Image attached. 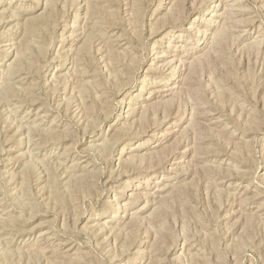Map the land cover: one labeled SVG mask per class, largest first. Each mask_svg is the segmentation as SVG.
<instances>
[{
    "label": "rangeland",
    "instance_id": "obj_1",
    "mask_svg": "<svg viewBox=\"0 0 264 264\" xmlns=\"http://www.w3.org/2000/svg\"><path fill=\"white\" fill-rule=\"evenodd\" d=\"M178 2L0 0V264H264V0Z\"/></svg>",
    "mask_w": 264,
    "mask_h": 264
},
{
    "label": "bare ground",
    "instance_id": "obj_2",
    "mask_svg": "<svg viewBox=\"0 0 264 264\" xmlns=\"http://www.w3.org/2000/svg\"><path fill=\"white\" fill-rule=\"evenodd\" d=\"M176 1V0H175ZM179 2H181V0H178ZM178 2V3H179ZM178 3H177V5H178ZM224 5H225V7L227 6V8L225 9L226 11V13H224L225 14V17H224V23H225V29L226 28H229V26L231 25V26H233V25H235L234 23H236L235 21V17H234V13H233V11L235 10V9H233L232 7H228V4H227V2L226 3H224ZM96 7V6H95ZM177 7V6H176ZM178 8H180V7H178ZM216 8V7H215ZM86 9H88V8H86ZM90 9H91V5H90ZM92 10H93V8H92ZM87 11V13L86 14H88L89 15V13H88V10H86ZM85 11V12H86ZM90 12V11H89ZM234 15H233V14ZM91 15V14H90ZM203 15H209V18H205V19H203ZM216 15V12L215 11H210V12H208V10L206 9L205 11H203V13H201V14H197L196 16H194V18H193V21L192 22H190V24L188 25V26H185V27H179L180 28V30L179 31H189L191 28L193 29V28H195V26L197 25V23H199V22H201V23H205L206 24V29H204V30H202V31H200L199 29V36L200 37H202V36H205L206 35V30L207 29H209V27H211V23H213L212 22V17H214ZM216 17H218V16H216ZM215 17V18H216ZM224 25V24H223ZM194 26V27H193ZM230 26V27H231ZM195 30V29H194ZM229 30V29H228ZM231 30H233V29H231ZM197 31V30H196ZM223 31L221 30V32L220 33H222ZM175 31L173 30V29H171V30H169V31H167L166 33H165V35H167V36H169V37H174L175 36ZM223 33H225V31L223 32ZM179 37L180 36H184L183 34L182 35H178ZM221 37L223 36L222 34L220 35ZM175 38H176V36H175ZM221 40V39H220ZM222 40H223V37H222ZM219 41V40H218ZM214 42V41H213ZM215 42H216V40H215ZM219 43V42H218ZM216 44H217V42H216ZM25 45V44H24ZM214 45V44H213ZM218 45V44H217ZM167 46V48H169V45L167 44L166 45ZM215 47V46H214ZM173 48V47H172ZM196 47H186L185 45H182V44H179V45H176L173 49H172V51H170V49L168 50V49H165V50H161V51H159V52H157V59H161V60H164V65H163V68H165V70H163V72H162V74L163 75H165V76H163V78H161L160 80L162 81V82H160L159 81V83H157V85H155V86H153L149 91H147L146 92V95H141L140 96V94H141V92L143 91L142 90V88L141 87H139V90H138V92L137 93H135L134 94V96H138L139 95V97L137 98V99H135V105L136 104H138L139 103V111L138 112H136V113H141V115L139 116L140 117V119H142L143 118V115H144V113L146 112V110H148L153 104H154V102H155V100H158L157 98H168V96H172V94L174 93V89L176 88V82H169V80L168 79H170V80H174V76L175 75H177V74H180L182 71H183V69H184V66L187 64V60H188V58H191L197 51H195L194 49H195ZM194 58V57H193ZM192 58V59H193ZM199 59V58H198ZM197 61V60H196ZM200 61V60H199ZM197 62L198 64L200 63V62ZM195 65V64H194ZM190 67V66H189ZM15 68V67H14ZM13 67L11 68L12 70L14 69ZM192 68V67H191ZM10 69V70H11ZM16 69V68H15ZM14 69V70H15ZM61 69H63V65L61 64L60 66H56L55 67V71L56 72H59V70H61ZM190 69V68H189ZM54 71V72H55ZM53 72V73H54ZM9 74L11 75V74H13L12 72H10L9 71ZM55 74L56 73H54V76H55ZM173 83H175L174 85H171V84H173ZM181 84V83H180ZM178 85V84H177ZM181 86V85H180ZM180 86H178V87H180ZM2 87H4V86H2ZM6 87H8V86H6ZM184 88V87H183ZM5 89L6 88H4V90H2V93L4 92L5 93ZM8 90V89H7ZM178 90V89H177ZM176 91V90H175ZM171 100V99H170ZM164 101H165V99H164ZM167 102H168V100H166ZM165 101V102H166ZM129 102V101H128ZM166 102V103H167ZM131 109V108H130ZM134 111V110H133ZM135 113V112H134ZM42 117V116H41ZM197 122V121H196ZM170 124H171V127H173V123H171V122H169ZM195 123V122H194ZM169 132V131H168ZM172 132V131H171ZM170 133V132H169ZM169 133H167V134H169ZM161 135V134H160ZM163 135H165V133L163 134ZM166 136V135H165ZM165 139V138H164ZM162 140V139H161ZM199 140V139H198ZM155 143H157L156 145H154V146H152V147H155V146H157V145H159L160 143H161V141L158 139L157 140V142H155ZM197 148V147H196ZM202 148V147H201ZM200 148L198 147V150H199ZM128 150V149H127ZM121 151H123V148L121 149ZM120 151V152H121ZM126 151V150H125ZM198 152V151H197ZM196 153V152H195ZM201 153V152H200ZM195 155H197V153L195 154ZM198 156H200V155H198ZM174 160H173V158L172 159H170V161H168V163L169 164H172V163H174L173 162ZM263 169H264V167H263ZM168 170V169H167ZM156 170L154 169V170H152L151 172H155ZM172 184V183H171ZM139 185L138 184H133L132 185V187H131V189H135V188H137ZM168 186V185H167ZM172 188H173V186H172ZM176 189V188H175ZM136 190V189H135ZM159 190V189H158ZM173 191H175V190H173ZM152 193V192H151ZM157 193V192H156ZM159 195V194H158ZM160 197V196H159ZM258 209V208H257Z\"/></svg>",
    "mask_w": 264,
    "mask_h": 264
}]
</instances>
